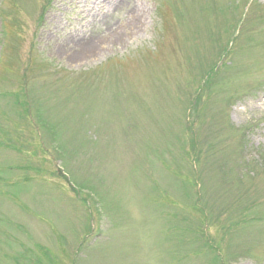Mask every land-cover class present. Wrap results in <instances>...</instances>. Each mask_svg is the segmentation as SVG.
<instances>
[{
	"label": "rangeland",
	"instance_id": "rangeland-1",
	"mask_svg": "<svg viewBox=\"0 0 264 264\" xmlns=\"http://www.w3.org/2000/svg\"><path fill=\"white\" fill-rule=\"evenodd\" d=\"M0 139V264H264V0H0Z\"/></svg>",
	"mask_w": 264,
	"mask_h": 264
}]
</instances>
